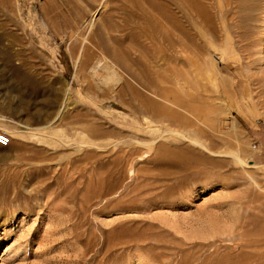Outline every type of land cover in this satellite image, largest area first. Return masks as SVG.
<instances>
[{"label": "rangeland", "instance_id": "374dc122", "mask_svg": "<svg viewBox=\"0 0 264 264\" xmlns=\"http://www.w3.org/2000/svg\"><path fill=\"white\" fill-rule=\"evenodd\" d=\"M0 130V264H264V0H0Z\"/></svg>", "mask_w": 264, "mask_h": 264}, {"label": "bare ground", "instance_id": "6f19581e", "mask_svg": "<svg viewBox=\"0 0 264 264\" xmlns=\"http://www.w3.org/2000/svg\"><path fill=\"white\" fill-rule=\"evenodd\" d=\"M136 8V7H135ZM140 8V7H139ZM134 10V9H133ZM132 14V13H131ZM164 20V19H163ZM181 31V33L183 32L182 30H180ZM147 36V35H146ZM166 36V35H165ZM148 37V36H147ZM150 37H152V36H150ZM149 37V38H150ZM152 39V38H151ZM150 39V40H151ZM85 40V39H84ZM258 41H254V42H257V44L256 45H258V43H262L261 42V38L260 39H257ZM154 41V40H153ZM105 60V59H104ZM104 67V66H103ZM108 67V66H107ZM107 75V74H106ZM108 77H111V76H108ZM115 77V76H114ZM117 79L119 78L118 76L116 77ZM110 78H108V80H109ZM112 79V78H111ZM116 79V80H117ZM103 80H105V77H104V79ZM114 80V79H113ZM110 81V80H109ZM108 81V82H109ZM118 81V80H117ZM188 99V98H187ZM152 100V99H151ZM184 109H186L187 111H189V112H191L192 114H194L196 117H197V119L199 120V119H204V117L206 118V115H205V112H206V110L205 109H201V107H199V106H197V105H194V103L192 102V101H190V100H186V99H184ZM209 112V111H208ZM208 114V113H207ZM206 120H208V119H206ZM259 256V258H263L264 257V254H262V255H258Z\"/></svg>", "mask_w": 264, "mask_h": 264}, {"label": "built area", "instance_id": "2783aa9c", "mask_svg": "<svg viewBox=\"0 0 264 264\" xmlns=\"http://www.w3.org/2000/svg\"><path fill=\"white\" fill-rule=\"evenodd\" d=\"M11 142V138L8 133L0 130V145L7 146Z\"/></svg>", "mask_w": 264, "mask_h": 264}]
</instances>
